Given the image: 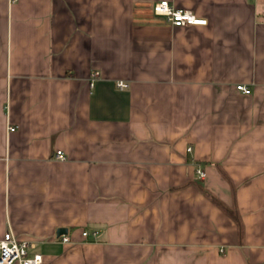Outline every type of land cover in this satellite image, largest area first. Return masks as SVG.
<instances>
[{
	"label": "crops",
	"instance_id": "1",
	"mask_svg": "<svg viewBox=\"0 0 264 264\" xmlns=\"http://www.w3.org/2000/svg\"><path fill=\"white\" fill-rule=\"evenodd\" d=\"M157 1L0 0V239L42 264H264V0Z\"/></svg>",
	"mask_w": 264,
	"mask_h": 264
},
{
	"label": "built area",
	"instance_id": "2",
	"mask_svg": "<svg viewBox=\"0 0 264 264\" xmlns=\"http://www.w3.org/2000/svg\"><path fill=\"white\" fill-rule=\"evenodd\" d=\"M153 13L164 17L173 26H195L207 23L206 19L196 16L189 10L175 7L168 0L155 2L153 4ZM117 87L120 90L125 89L127 83L120 81L117 83ZM236 89L244 94L250 93V89L244 85H237ZM14 130L15 128L13 127L9 128V131ZM64 158L62 151H56L55 159L63 160ZM197 175L199 178H204L205 173L198 169ZM82 235L87 236L88 233L83 232ZM57 240L61 243L69 242V238L66 235L59 236ZM35 245L34 241L18 239L11 231H6L0 239V264H42V255L33 251Z\"/></svg>",
	"mask_w": 264,
	"mask_h": 264
},
{
	"label": "water",
	"instance_id": "3",
	"mask_svg": "<svg viewBox=\"0 0 264 264\" xmlns=\"http://www.w3.org/2000/svg\"><path fill=\"white\" fill-rule=\"evenodd\" d=\"M67 233V229L65 228H60L57 230V236H61L62 234H66Z\"/></svg>",
	"mask_w": 264,
	"mask_h": 264
}]
</instances>
